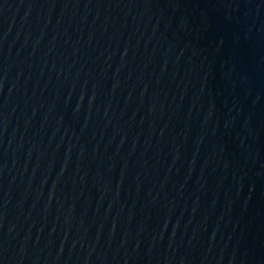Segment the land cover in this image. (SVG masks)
Listing matches in <instances>:
<instances>
[{
	"label": "water",
	"instance_id": "obj_1",
	"mask_svg": "<svg viewBox=\"0 0 264 264\" xmlns=\"http://www.w3.org/2000/svg\"><path fill=\"white\" fill-rule=\"evenodd\" d=\"M0 264H264V0H0Z\"/></svg>",
	"mask_w": 264,
	"mask_h": 264
}]
</instances>
